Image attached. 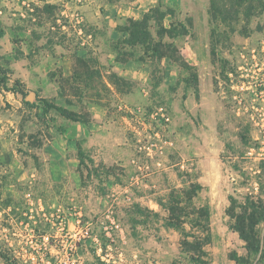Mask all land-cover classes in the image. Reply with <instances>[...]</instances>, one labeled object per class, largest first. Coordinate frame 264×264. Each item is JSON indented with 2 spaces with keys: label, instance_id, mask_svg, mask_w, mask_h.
<instances>
[{
  "label": "rangeland",
  "instance_id": "rangeland-1",
  "mask_svg": "<svg viewBox=\"0 0 264 264\" xmlns=\"http://www.w3.org/2000/svg\"><path fill=\"white\" fill-rule=\"evenodd\" d=\"M0 65V264H189L182 180L210 264H255L225 209L264 201V0H0Z\"/></svg>",
  "mask_w": 264,
  "mask_h": 264
},
{
  "label": "trees",
  "instance_id": "trees-1",
  "mask_svg": "<svg viewBox=\"0 0 264 264\" xmlns=\"http://www.w3.org/2000/svg\"><path fill=\"white\" fill-rule=\"evenodd\" d=\"M144 20L146 19L129 23L143 26ZM77 60L80 61L79 65L85 64L87 60L97 63L91 57L77 58ZM78 71L80 72V69L73 68V72ZM93 72H100V70ZM7 80L8 72L0 65V89H8ZM17 84L15 82L10 89L21 93L24 103H30L25 100L27 94L22 90H17ZM48 106L45 102L43 105L45 112ZM76 147L80 161L87 159L92 162V159L85 155L78 141H76ZM182 183V187L174 186L167 198L158 200L157 203L166 211L165 226L179 233V249L182 257L189 264H210L205 255V246L210 241L209 210L206 204L196 203L194 200L202 186L198 181L182 180ZM228 199L229 204L225 212L231 220L229 227L237 232L239 238L243 240L246 250L245 258L237 257L236 261L248 260V257L253 256L255 264H260L264 259V240L258 238L256 227L259 224H264V201L261 197L252 194L244 195L242 200H238L232 195H229Z\"/></svg>",
  "mask_w": 264,
  "mask_h": 264
},
{
  "label": "built area",
  "instance_id": "built-area-1",
  "mask_svg": "<svg viewBox=\"0 0 264 264\" xmlns=\"http://www.w3.org/2000/svg\"><path fill=\"white\" fill-rule=\"evenodd\" d=\"M67 264H76L75 261L68 262Z\"/></svg>",
  "mask_w": 264,
  "mask_h": 264
}]
</instances>
